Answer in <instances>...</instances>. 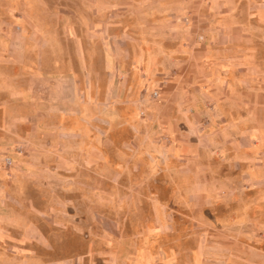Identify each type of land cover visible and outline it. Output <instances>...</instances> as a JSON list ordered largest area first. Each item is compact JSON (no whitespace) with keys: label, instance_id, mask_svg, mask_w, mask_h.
I'll return each instance as SVG.
<instances>
[{"label":"rangeland","instance_id":"rangeland-1","mask_svg":"<svg viewBox=\"0 0 264 264\" xmlns=\"http://www.w3.org/2000/svg\"><path fill=\"white\" fill-rule=\"evenodd\" d=\"M3 37L0 264H264V0H0Z\"/></svg>","mask_w":264,"mask_h":264},{"label":"crops","instance_id":"crops-1","mask_svg":"<svg viewBox=\"0 0 264 264\" xmlns=\"http://www.w3.org/2000/svg\"><path fill=\"white\" fill-rule=\"evenodd\" d=\"M7 47V39L5 37L0 38V57L3 54L2 52L6 49ZM62 80L59 79L57 81V87L53 89V91H55V94H59L61 91L60 85H61ZM21 94V91L17 90V89H6V95L8 97H13V96H18ZM114 261V260H113ZM129 264H131V262H129Z\"/></svg>","mask_w":264,"mask_h":264},{"label":"built area","instance_id":"built-area-1","mask_svg":"<svg viewBox=\"0 0 264 264\" xmlns=\"http://www.w3.org/2000/svg\"><path fill=\"white\" fill-rule=\"evenodd\" d=\"M154 95H155V98L158 97V93L157 92ZM6 163H8V164L11 163V160L9 158H7L6 159Z\"/></svg>","mask_w":264,"mask_h":264}]
</instances>
